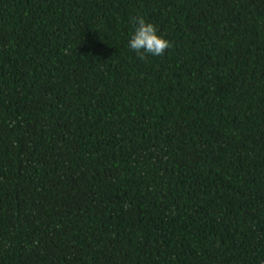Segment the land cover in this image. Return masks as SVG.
I'll return each mask as SVG.
<instances>
[{
	"label": "trees",
	"instance_id": "16d2710c",
	"mask_svg": "<svg viewBox=\"0 0 264 264\" xmlns=\"http://www.w3.org/2000/svg\"><path fill=\"white\" fill-rule=\"evenodd\" d=\"M0 264H264V0H0Z\"/></svg>",
	"mask_w": 264,
	"mask_h": 264
},
{
	"label": "clouds",
	"instance_id": "9594fccd",
	"mask_svg": "<svg viewBox=\"0 0 264 264\" xmlns=\"http://www.w3.org/2000/svg\"><path fill=\"white\" fill-rule=\"evenodd\" d=\"M133 23L135 24V28L129 39V48L140 59H145L149 54L152 56H162L165 50L171 47L167 39L157 34L156 26L146 22L143 17L136 16Z\"/></svg>",
	"mask_w": 264,
	"mask_h": 264
}]
</instances>
